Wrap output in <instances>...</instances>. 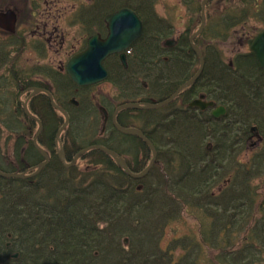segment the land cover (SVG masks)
<instances>
[{"label":"trees","instance_id":"trees-1","mask_svg":"<svg viewBox=\"0 0 264 264\" xmlns=\"http://www.w3.org/2000/svg\"><path fill=\"white\" fill-rule=\"evenodd\" d=\"M181 1L190 9L188 23L193 26L200 0ZM212 1L205 7V27L195 39L197 44L202 39L203 45L204 65L199 78L180 92L179 100L137 110L138 127L156 153L145 177H129L98 149L81 156L86 161L84 168L77 163L65 167L54 143L63 116L45 96L39 103H28L30 112L42 123L38 143L50 157L33 176H0V264L10 261L7 240L18 241L16 247L28 249L22 252L24 255L48 257L32 260L34 264H95L100 260L107 264H201L199 246L220 252L205 264L264 263V68L249 50L226 61L219 44L237 26L241 27L242 44H249L264 25L254 29L246 24L250 20L264 23V0H214L221 7L211 9ZM154 2L125 0L120 4L134 9L143 21V34L130 46L134 55L152 46L151 52L145 49L150 58L143 73L148 84L157 89L142 93L143 101L154 96L158 101L167 99L199 66L190 50L187 28L175 47L189 51L173 52L174 60H170L174 68L172 72L166 68L168 62L163 57L169 54L162 40L170 36L173 24L156 14L157 23L149 25L147 20L155 14ZM151 32L156 37L150 38ZM203 38L207 41L204 44ZM6 42L0 40V170L30 173L42 160L32 144L37 124L24 115L17 102L18 90L27 83L20 77V70L6 68ZM151 62L156 66L150 68ZM63 86L70 94L71 80ZM139 87L143 89L141 84ZM197 93L223 106L224 115L215 118L209 110L188 107L186 102ZM133 95L132 91L122 92L120 97L127 100ZM84 99L77 107L65 100L56 101L69 116L61 134L66 160L92 144L120 154L113 142L119 137L121 143L124 137L106 126L113 142L99 139V110ZM253 126L260 140L249 149L247 140ZM132 143L140 146V156L128 166L139 172L148 164L151 150L139 139L133 138ZM244 153L246 159L241 160ZM187 209L191 210L188 214ZM184 214L202 225L199 237L187 240L174 236L164 250L158 233L165 225L181 222ZM143 230H150V234L142 235ZM122 236L128 240L126 247ZM148 241L154 252L148 250ZM177 249L179 254L172 255Z\"/></svg>","mask_w":264,"mask_h":264},{"label":"flooded vegetation","instance_id":"flooded-vegetation-1","mask_svg":"<svg viewBox=\"0 0 264 264\" xmlns=\"http://www.w3.org/2000/svg\"><path fill=\"white\" fill-rule=\"evenodd\" d=\"M84 1L86 4L81 1L77 6L73 5V7L70 9L73 23L76 24L80 30L82 28V37H80L78 43L72 44L70 48L66 47V45L68 44H66L67 42L64 36V32L58 30L59 23L52 22L51 24L49 22L50 20H52V18H50L51 16H64V14L62 13H55V11L59 9L57 7V0H10L9 5L3 6L5 2L0 4V13H6V16H8V22L2 23L8 29H3L2 27H0V31L4 32V35L2 37H5L7 39L6 50L8 52V63L6 65V68H15L21 71L23 75V81L24 83H27V85L25 88L18 90L16 99L20 102V104L22 103V101L27 100V107L28 103H30L31 101H34L36 103L43 101L44 99L42 96H45L50 103L48 94L51 95L54 102L59 100L64 102L65 100L72 106L76 107L79 106V102L82 98H85L84 100L86 101L95 103V106L99 110L98 112L101 124V128L97 135L98 137H100L99 139H102L104 137L108 142H113L110 135L106 131V126L109 128V130L111 129L110 127H113L118 131L112 119L113 112L117 106L126 102H140L141 104L147 102H158V99H150L149 101L135 100L143 99L140 98L142 96V93L150 94L157 89L156 87L148 84V77L143 73L146 70V60L147 58H150V56L145 55V49L148 52H151L152 46L148 48L140 47V52H136L135 55L133 53V50H131V47L127 51L124 50V62L121 60L119 53H114L106 56L102 60V64L107 72L105 79L87 85L76 84L75 82H73L66 71L67 61L73 56L83 52L87 48V40L91 36H98L99 39L106 38L109 33L108 23L105 20L106 16L115 13L122 7H127L120 5L116 6L117 3H112L111 0ZM75 2H77V0H75ZM155 5L156 3L154 2L155 14L150 15V18L147 20L150 26L157 23L156 14L157 16H159L156 11ZM128 8L135 14H137L134 9L130 7ZM9 14H11L15 19V22L11 29H9L11 25ZM143 28L144 26L142 21L141 35L143 34ZM141 35L137 39H135L132 44L138 41ZM173 35L174 34L171 33L169 37L162 40V44L166 46L165 51L169 54L168 56L163 57V59L168 62L166 68L171 72L175 65V63L170 60V58L174 60L173 52L176 54V52L189 51L188 48L175 47L182 35L180 34V36H178V34L175 38H173ZM149 37L154 38L156 37V35L155 33H153ZM53 44H58V47L61 48L59 50H56L55 55L52 59H50L49 46ZM63 45L65 46L63 47ZM190 50L192 51L194 56L197 57V54L191 47ZM62 53L64 54L63 59L61 58ZM46 56H48L49 61L45 59ZM25 57L26 59L31 58V60L27 61L32 62L30 64H27L25 61ZM176 60H178V58H176ZM153 66L155 67L156 63L151 62L149 67L151 68ZM148 74H150L149 71ZM67 79L71 80L72 82L70 94L68 90L63 86ZM104 82L111 84L112 91H107L105 90L104 86L102 87V83ZM140 84L143 86V89L139 87ZM181 84L182 83L178 84L176 89ZM35 89H38V91L35 92ZM183 89H181L179 93L174 97V99L170 102L179 100V94ZM128 91H132L136 95L130 96V99L122 100L120 97L121 93H128ZM201 96L203 100L208 101L203 94L197 93L189 98V100L186 102V105L190 107L189 103L193 99ZM178 102L179 101H176V104H178ZM216 106L217 105L214 104L213 107H208L205 110H209L211 112L212 109ZM39 108L41 109V106H39ZM63 110L67 113L64 108ZM136 110L138 109H121L116 113V123L122 127H133L141 130V128H139L137 124L140 120ZM120 134L124 137V140L121 141L120 146L128 147L131 154L121 151L119 155L123 157L127 166L128 162L133 165L137 161L135 158L138 159V157L140 156V146L136 147L132 143V139L136 138L141 141L143 140L135 135L125 134L122 132H120ZM259 140L260 139L256 138L253 133H251L250 137L247 140L249 143L248 146L250 148L257 146ZM20 241L23 242L22 244H25L24 240ZM17 242L18 241L15 240L6 241V247L10 261H2L1 264H34L32 263V260L48 258L44 255L36 256L22 254L23 251H26L28 249H20L16 247L17 245L14 244H16ZM185 249V252H187V245H185ZM0 259H2V257H0Z\"/></svg>","mask_w":264,"mask_h":264},{"label":"water","instance_id":"water-1","mask_svg":"<svg viewBox=\"0 0 264 264\" xmlns=\"http://www.w3.org/2000/svg\"><path fill=\"white\" fill-rule=\"evenodd\" d=\"M208 1L209 0L201 1L200 3V24L198 28L195 30V32H193L189 36V39H188L191 48L197 54V57L199 60V67L197 71L193 74V76L187 81H185L183 84H181L165 100H162L159 102H147L144 104H141L140 102H126V103H123L117 106L113 112L112 119L118 131L125 133V134L135 135L141 138L151 150L152 156L148 164L146 165V167L140 172H137V173L132 172L128 168L123 157L118 155L112 149H109L102 145L86 146L80 149L78 152H76V154L72 157L70 161H66L65 152H64V148L62 145L60 135L68 123V115L61 106L57 105L53 101L51 95L48 94L51 106L57 111H59L62 114V116H64V121L62 125L58 128V130L55 133V144L57 148L58 158L65 167L72 166L79 157H81L83 154H85L90 149H98V150L105 152L107 155H109L116 162L117 166H119L129 176L133 178H140L147 174V172L149 171L156 157L153 144L147 137L144 136L141 130L133 128V127H122L118 125L115 121L116 113L120 111L121 109L159 108L167 104L171 100H173L174 97L179 93L181 89H183L184 87L190 85L192 82L197 80V78L202 72L204 60H203L199 47L194 43L193 40L197 35L201 33V31L203 30L205 26V6L208 3ZM6 17H8L6 16V14L5 15L0 14V26L4 27L5 29H8L2 24L3 22H7ZM9 19L11 22L9 29H11L14 24L15 19L14 17H12L11 14H9ZM105 20L107 21L108 28H109V33L107 37L104 39H99L98 36H95V35L91 36L87 40V48L83 52L70 58L66 63V71L68 75L71 77L73 82H75L78 85H87V84H91V83L100 81L102 79H105L107 72L102 64V60L108 55L119 53L121 60L124 62L125 56H124L123 51L127 49L130 46V44L141 35L142 21L132 10L128 8H122L116 11L115 13H112L106 16ZM249 50L254 53L259 66L264 68V29L258 32L254 36L251 43L249 44ZM34 91L37 92L38 89H35ZM189 106L198 107L199 109H205L207 107L214 106V103L212 101L202 100V96H201L197 99L192 100L189 103ZM22 108H23L24 114L28 118L37 122L38 124V128L32 137V143L34 147L36 148V150L43 156V160L40 163H38L36 168L34 170H31L32 172L30 173H27L28 171L26 172H5V171L0 170V176L2 177L27 178V177L33 176L36 173H38L47 164L48 159H49L48 153L45 150H43L37 142V138L42 129V124L40 120L29 112L28 107H27V100L22 101ZM224 112H225V109L223 106H217L213 108L212 110V114L214 117H218L219 115L224 114ZM251 131H254L255 136H258V134L256 133L255 126L251 127Z\"/></svg>","mask_w":264,"mask_h":264},{"label":"rangeland","instance_id":"rangeland-1","mask_svg":"<svg viewBox=\"0 0 264 264\" xmlns=\"http://www.w3.org/2000/svg\"><path fill=\"white\" fill-rule=\"evenodd\" d=\"M81 1H83L84 4L85 1L84 0H77V2H75V0H57L58 2V8L55 13H62L64 14V16H59V15H55L54 17H50L52 18V20H50L49 22L52 24V22H58L59 26H58V30L59 31H63L64 32V36L66 39V47L70 48L72 46V44H76L78 43V40L80 39V37H82V28L81 30L79 29V27L73 23L72 21V14L70 13V9L73 7V5L77 6ZM202 0L199 1V6ZM210 1V0H209ZM5 2V3H4ZM4 3L3 6L5 5H9L10 4V0H0V4ZM113 3V2H112ZM122 3H125V0H118L116 5H120ZM155 8L157 13L160 15V17L168 20L169 22H171L173 24L171 33L174 34L173 38L176 37V35L180 36V34H184L185 30H187V28H190V32L189 34H191L193 31H195L199 24H200V17L198 16V18L196 17L195 19V24L193 26H190L188 23V19H189V14H190V9L187 8V5H184L183 1L181 0H155ZM216 2L213 0L211 3V9L214 8L215 6H218L217 8H220V4L216 5ZM2 6V7H3ZM220 6V7H219ZM200 14V10L198 12V15ZM59 16V17H58ZM247 26H252L257 29H260L264 23L260 20V21H253L250 20L247 24ZM240 26H237L236 29L234 30V32H231V36L225 40V41H221L219 42L220 47H221V51H222V55L224 57V59L226 61H230V59L240 52H245L246 50H248V46L249 44H242L243 41L239 38V35L241 34L240 31ZM264 29V28H263ZM80 31V32H79ZM259 32V31H258ZM4 35V32L0 31V37H2ZM244 38V37H242ZM2 39V38H0ZM204 42H207L205 38H203V44ZM200 48H203L202 45V39L199 40L198 42ZM63 45V47L65 46ZM78 47V44H77ZM50 50H49V58L52 59L53 56L56 53V50H59L61 47H58L57 45H50L49 46ZM61 58L63 59L64 54H61ZM46 60L49 61L48 56H46L45 58ZM27 60H31V58L26 59L25 57V61L27 64H30L32 61H27ZM105 83V82H104ZM102 83V87L104 86L105 90L107 91H112L111 88V84L110 83ZM131 91H128V93H130ZM133 94V93H132ZM140 98H144V97H140ZM157 96L152 97L151 99L155 100L157 99ZM135 100H143V99H135ZM137 111V110H136ZM139 113V112H138ZM141 114V113H140ZM157 113H155L154 115H156ZM141 115H144V113H142ZM150 116V115H149ZM87 117V116H86ZM139 125H141L140 121H138ZM74 133V132H73ZM104 138V137H103ZM114 147H116L119 152L124 151L127 152L128 154H131V152L129 151L128 147H122L120 146V138L118 137L115 142H113ZM9 146H11L9 144ZM43 149H45L43 146H41ZM250 149V147H248ZM11 150H8V153L11 154ZM241 160H245L246 159V153L241 154L240 156ZM86 161H83V159H80L79 161H77V164L80 166V168H84ZM187 214L191 212L190 209H187ZM184 214L182 216L181 222L180 221H174V224L171 225H165L161 232L158 233L159 235V241H160V245L162 246L163 249L167 248V244L168 242L172 239V237L174 236H180V238H185L187 240L190 239H196L199 237V230L202 228V225L200 227V224L193 218H191L189 215ZM151 220V219H150ZM150 234V230H143L142 235H147ZM126 238V236H122V238L120 239L121 241H123ZM127 240V238H126ZM128 242V240L126 241ZM126 242H122L123 246H127ZM148 246V250L149 251H153L154 248H152V244L151 242H147L146 243ZM191 249H194L193 246L190 247ZM193 253H195V251H193ZM220 252L218 250H211V249H206L204 250L201 246L198 247V260H202L201 264H205L207 259H211L214 258L215 256H217ZM177 254H179V250H175L173 252L172 255L177 256ZM191 258H193L191 256ZM94 264V263H93ZM95 264H107V262L105 263L104 261H96ZM259 264H264V263H259Z\"/></svg>","mask_w":264,"mask_h":264},{"label":"bare ground","instance_id":"bare-ground-1","mask_svg":"<svg viewBox=\"0 0 264 264\" xmlns=\"http://www.w3.org/2000/svg\"><path fill=\"white\" fill-rule=\"evenodd\" d=\"M0 38H2V39H0V40H5L6 38L5 37H0ZM20 77H22L23 78V75L21 74L20 75ZM26 84V83H25ZM27 85V84H26ZM18 93V92H17ZM17 97V96H16ZM18 102V101H17ZM21 107H22V103H21Z\"/></svg>","mask_w":264,"mask_h":264}]
</instances>
